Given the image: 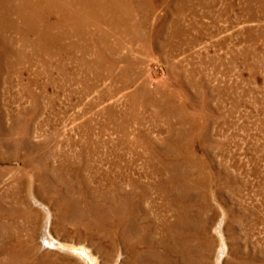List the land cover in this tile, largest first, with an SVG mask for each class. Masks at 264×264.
<instances>
[{
	"label": "rangeland",
	"instance_id": "374dc122",
	"mask_svg": "<svg viewBox=\"0 0 264 264\" xmlns=\"http://www.w3.org/2000/svg\"><path fill=\"white\" fill-rule=\"evenodd\" d=\"M108 1L54 3L60 39H35L45 10L27 39L0 19V264H264V17L242 0ZM128 178L155 228L125 248L111 191Z\"/></svg>",
	"mask_w": 264,
	"mask_h": 264
},
{
	"label": "bare ground",
	"instance_id": "6f19581e",
	"mask_svg": "<svg viewBox=\"0 0 264 264\" xmlns=\"http://www.w3.org/2000/svg\"><path fill=\"white\" fill-rule=\"evenodd\" d=\"M62 1L63 0H0V19L2 20V23H6L7 25H12L14 28L16 27V33L18 32L19 34L22 35V37H25L27 39L25 33H29L33 30L36 31V25L38 24L39 22V13L40 15L42 16L43 14V11L45 10V15L46 14H49L48 17H47V21L48 22H44L43 23V27H44V30H43V33L39 32L37 34H35V39L37 41H40L42 40L43 38H59V37H52L50 34L51 32H49V29L53 27L54 25V21L53 23L50 21V17L51 15L54 13V8L52 6H55L54 3H58L57 4V9L59 10H62L63 6L62 5ZM124 1V0H123ZM126 1V0H125ZM206 1V0H204ZM204 1L202 3H204ZM244 3L243 4V11H245L246 15L251 17V18H257V17H264V0H242ZM64 2H67L68 4H73L76 5L78 4L79 5V9H80V12H83L85 8H88L86 5L88 4H95L97 3V6L98 5H103L105 4L106 0H64ZM110 2V0L108 1ZM177 2V1H176ZM116 3L118 4V2L116 1ZM111 4V3H110ZM109 4V5H110ZM123 4V3H122ZM126 4V3H125ZM212 4V3H211ZM63 7H62V6ZM113 5V4H112ZM116 5V4H115ZM120 5V4H119ZM118 5V6H119ZM61 6V7H60ZM90 6V5H89ZM114 6V5H113ZM112 6L111 7H108V9H114ZM211 5H209L210 7ZM60 7V8H59ZM94 7V6H93ZM105 7V6H104ZM181 7H183L181 5ZM95 8V7H94ZM93 9V8H92ZM117 9V8H116ZM76 10V9H75ZM86 10V9H85ZM97 10V8H96ZM178 10V9H177ZM179 10H180V6H179ZM184 10V9H182ZM58 11V10H57ZM56 11V12H57ZM66 11V10H65ZM90 11V10H89ZM93 11V10H92ZM104 11H105V8H104ZM110 11V10H109ZM112 11V10H111ZM210 11V10H209ZM95 12V11H93ZM154 12V11H153ZM180 12V11H179ZM8 13H11L12 15H15L18 22L20 21V24L22 26V28H18L17 27V23L15 21H13L11 18L8 17ZM63 13V16L60 17V22L64 21V20H69L71 18H73L71 15L70 18H65V15H64V12ZM92 13V12H91ZM96 13V12H95ZM94 13V14H95ZM102 13V12H101ZM106 13V12H105ZM7 15V16H6ZM57 15V14H56ZM55 15V17H56ZM86 15H88L86 13ZM90 15V14H89ZM96 15V14H95ZM105 15V14H104ZM111 15V14H110ZM117 15V14H115ZM53 16V15H52ZM60 16V15H59ZM75 16V15H74ZM80 16V15H79ZM98 16V15H97ZM101 16V15H100ZM114 16V15H113ZM150 16V15H149ZM103 17V16H102ZM101 17V18H102ZM106 17V16H105ZM115 17V16H114ZM15 18V17H14ZM42 18V17H41ZM63 18H65L63 20ZM81 18V17H80ZM103 19V18H102ZM110 19V17H109ZM113 19V18H112ZM118 18H116L117 20ZM120 19V18H119ZM127 19V18H126ZM38 20V21H37ZM62 20V21H61ZM81 20V19H80ZM107 20V18H106ZM122 20V19H120ZM125 20V19H124ZM167 20V19H166ZM71 21V20H69ZM73 21V19H72ZM77 23L78 20H75ZM85 21V20H84ZM104 21V20H103ZM41 22V21H40ZM58 21H56V24H57ZM59 22V24H60ZM66 22V21H65ZM64 22V23H65ZM96 22V21H95ZM107 22V21H106ZM116 22V21H115ZM115 22L113 23L115 25ZM118 23H120L119 21H117ZM5 24V25H6ZM40 24V23H39ZM66 24V23H65ZM64 24V27H66ZM84 24V23H83ZM86 24V23H85ZM112 24V25H113ZM117 24V23H116ZM3 25V24H2ZM4 25V27H5ZM8 25V27H10ZM41 25V24H40ZM62 25V24H61ZM123 25V23L121 24ZM142 25V24H141ZM55 26V25H54ZM111 26V25H110ZM127 26V24H126ZM137 26V25H136ZM3 27V28H4ZM12 27V28H13ZM42 27V26H41ZM63 27V26H62ZM117 27V26H116ZM39 28V27H38ZM55 28V27H54ZM57 28V27H56ZM75 28V27H74ZM73 28V29H74ZM78 28V27H77ZM84 28V27H83ZM101 28V27H100ZM138 30L139 28H141L140 26L139 27H136ZM135 28V29H136ZM151 28V27H150ZM1 29V28H0ZM7 29V28H6ZM61 29V28H60ZM64 29V28H63ZM126 29V28H125ZM134 29V30H135ZM12 30V29H11ZM38 30V29H37ZM52 30V29H50ZM105 30V29H104ZM137 30V31H138ZM63 31V30H62ZM61 31V32H62ZM127 31V30H126ZM129 31V30H128ZM127 31V33H128ZM131 31V30H130ZM129 31V32H130ZM133 31V30H132ZM2 32V31H1ZM34 32V31H33ZM53 32V31H52ZM66 32V31H65ZM140 32V31H139ZM35 33V32H34ZM63 33V32H62ZM83 33V32H82ZM82 33L80 35H82ZM120 33V32H119ZM134 33V32H133ZM132 33V34H133ZM174 33V32H173ZM178 33V32H177ZM176 33V34H177ZM8 34V33H7ZM138 34V33H137ZM140 34V33H139ZM56 35V34H54ZM60 35V34H59ZM135 35V34H134ZM2 36V35H1ZM11 36V35H10ZM116 36V35H115ZM140 36V35H139ZM9 37V36H8ZM7 37V38H8ZM14 37V36H12ZM31 37V36H30ZM21 38V37H20ZM24 38V40H26ZM48 38V39H49ZM4 39V38H3ZM34 39V38H32ZM48 39H46L48 41ZM60 39V38H59ZM157 39V38H156ZM12 40V39H11ZM29 40V39H28ZM35 40V41H36ZM45 40V41H46ZM14 41V40H13ZM22 41V39L20 40ZM27 41V40H26ZM25 41V43H26ZM34 41V42H35ZM119 41V40H118ZM177 41V40H176ZM7 42V41H6ZM31 42V41H30ZM82 42V41H81ZM120 42V41H119ZM12 43V42H11ZM36 43V42H35ZM2 44H4L2 42ZM22 44H23V41H22ZM33 44V43H32ZM1 45V44H0ZM7 45V44H6ZM28 45V44H27ZM41 45V44H40ZM13 46V44H12ZM35 46V45H34ZM77 46V45H76ZM9 47V46H8ZM10 48V47H9ZM36 48V47H35ZM38 48V47H37ZM145 48V47H144ZM136 49V48H135ZM4 50V48L2 49ZM89 50V49H88ZM131 50V49H130ZM1 52V51H0ZM136 52V51H135ZM145 52V51H144ZM71 53V52H70ZM90 53V52H89ZM142 53V52H141ZM72 55V54H71ZM40 57V56H39ZM65 58V57H64ZM70 58V57H69ZM47 59V58H46ZM66 61V60H65ZM49 62V61H48ZM3 63V62H2ZM2 63H0L2 65ZM6 63V62H5ZM70 63V62H69ZM4 66V65H2ZM6 66V65H5ZM17 66V65H16ZM34 66V65H33ZM180 66V65H179ZM75 69V68H74ZM70 71V70H69ZM82 72V71H81ZM138 72V71H137ZM141 72V71H140ZM30 74V73H29ZM105 74V73H104ZM121 74V73H120ZM9 76V75H8ZM16 76V75H15ZM81 76V75H80ZM71 79V78H70ZM35 81V80H34ZM74 81V80H73ZM43 82V81H42ZM135 87V86H134ZM138 87V86H137ZM7 89V88H6ZM43 93V92H42ZM24 94V93H23ZM41 94V93H40ZM131 94V93H130ZM16 99V98H15ZM50 103V102H49ZM1 115V114H0ZM170 116V115H168ZM1 119V118H0ZM48 120V119H47ZM1 122V121H0ZM2 125V124H1ZM181 125V124H180ZM75 128V127H74ZM9 130V129H8ZM79 130V129H78ZM6 132V131H5ZM2 134V133H1ZM76 135V134H75ZM86 140V139H84ZM91 142V141H90ZM75 146V145H74ZM63 147V146H62ZM87 150V149H86ZM8 151V150H7ZM80 153V152H79ZM97 153V152H96ZM1 154V153H0ZM4 154V153H3ZM82 155V154H81ZM2 156V155H1ZM11 156V155H10ZM14 156V155H13ZM81 157V156H80ZM85 157V156H84ZM1 158V157H0ZM20 160V159H19ZM83 161V160H82ZM5 164V163H4ZM83 164V163H82ZM81 164V165H82ZM87 164V163H86ZM93 165V164H92ZM85 166V164H84ZM149 166V165H148ZM86 167V166H85ZM9 168V167H8ZM75 168V167H74ZM83 168V167H82ZM113 168V167H112ZM6 169V168H5ZM73 169V168H72ZM78 169V168H77ZM3 170V169H1ZM21 170V169H20ZM75 170V169H73ZM163 170V169H162ZM6 171V170H5ZM9 172V171H8ZM72 172V171H71ZM114 172V171H113ZM75 173V172H74ZM92 175V174H91ZM1 176V175H0ZM74 177V176H72ZM125 178V177H124ZM143 178V177H142ZM75 179V178H74ZM81 179V178H80ZM107 179V178H106ZM136 179V178H135ZM172 180V179H171ZM91 181V180H90ZM54 183V182H53ZM113 188H112V191L113 194H112V201H113V232H114V244L116 243L117 246H122V244L124 245L125 248H127V245H128V242H123V234L125 232H127L128 230H133V229H137L142 225V227H150L151 228H155L153 224H151V209L150 207L147 205V198H148V187H143L141 186L139 183H137L136 181L132 180V179H129L128 180L126 179H120L119 181H114L113 184H112ZM146 186V185H145ZM156 187V186H155ZM106 189V188H105ZM107 190V189H106ZM173 190V189H172ZM194 190V189H193ZM109 191V190H107ZM110 192V191H109ZM171 193V191H169ZM103 193V192H102ZM107 193V192H106ZM169 193V194H170ZM179 193V192H178ZM80 194V193H79ZM167 194V195H169ZM164 195V194H163ZM166 195V194H165ZM176 195V194H175ZM88 196V195H87ZM174 196V195H173ZM173 196H170L172 197V199L174 198ZM166 198V196H165ZM181 198V197H180ZM167 199V198H166ZM178 199V198H176ZM168 201V200H167ZM166 201V202H167ZM178 204V203H177ZM169 205V204H168ZM171 205V204H170ZM171 206H174V205H171ZM178 206V205H177ZM176 208V207H175ZM179 208L177 207V211ZM172 211H174V209H171ZM166 211V210H165ZM171 211V212H172ZM153 212V211H152ZM175 212V211H174ZM187 212V211H186ZM48 213V212H47ZM176 213V212H175ZM174 213V214H175ZM179 213V212H178ZM49 214V213H48ZM153 214V213H152ZM172 214V213H171ZM187 214V213H186ZM151 215V216H150ZM170 215V214H169ZM178 215V214H177ZM161 216V215H160ZM157 217V216H156ZM173 217V216H172ZM91 218V217H90ZM178 217H176L177 219ZM164 219V218H163ZM162 219V221H163ZM179 219V218H178ZM177 219V221H179ZM174 220V218H173ZM181 220V219H180ZM148 221V225L146 226L145 223H147ZM161 221V220H160ZM185 221V220H184ZM165 222V220H164ZM183 222V221H182ZM190 222V221H189ZM158 223V222H157ZM180 222H176L175 221V225H179ZM160 224V223H159ZM18 225V224H17ZM112 225V224H111ZM92 226V225H91ZM162 226V225H161ZM180 226V225H179ZM162 227H164V231H165V235H166V239H174L176 238L175 237V234H174V226H173V223H165V225H163ZM99 228V227H98ZM157 230V229H156ZM78 231V230H77ZM164 233V232H163ZM45 244L46 245H49V247L51 248H54V249H59L61 251H67L69 250L68 249V246L58 240H55L53 239V237L49 236L48 233H45ZM113 235V234H112ZM168 236V237H167ZM148 237V236H147ZM149 238V237H148ZM5 239V238H4ZM130 239V238H129ZM144 238H141L140 240L143 241ZM9 240H7L8 242ZM3 242V241H2ZM140 242V241H139ZM13 243V242H12ZM157 243H161L160 241H157ZM165 243H166V240H165ZM3 244V243H2ZM5 244V243H4ZM143 245V244H142ZM225 245V244H224ZM10 246V245H9ZM2 247V246H1ZM6 247V246H5ZM48 247V248H49ZM139 247V246H138ZM50 248V249H51ZM146 248V247H145ZM8 249V248H7ZM75 249V248H74ZM73 249V250H74ZM167 249V248H166ZM223 249V248H221ZM6 250V248H5ZM78 250V249H77ZM122 250V249H121ZM132 250V249H131ZM135 250V249H134ZM9 251L10 248H9ZM136 251V250H135ZM147 251V250H146ZM12 252V251H11ZM122 252V251H121ZM5 253V252H4ZM15 253V251H14ZM133 253V252H132ZM81 254L82 255H85L87 256L88 258L90 257L86 252H85V249H81ZM125 254V253H124ZM220 254H222V251L220 252ZM4 255V254H3ZM2 256V255H0ZM151 256V255H150ZM134 257V256H133ZM89 261V260H88ZM134 261V260H133ZM37 262V261H36ZM126 262V261H125ZM163 262V260H162ZM165 263V262H164ZM41 264V263H40ZM133 264V263H132Z\"/></svg>",
	"mask_w": 264,
	"mask_h": 264
}]
</instances>
